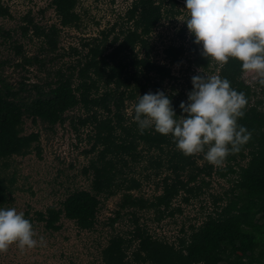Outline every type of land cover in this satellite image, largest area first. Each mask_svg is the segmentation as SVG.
Returning <instances> with one entry per match:
<instances>
[{
  "label": "trees",
  "instance_id": "obj_1",
  "mask_svg": "<svg viewBox=\"0 0 264 264\" xmlns=\"http://www.w3.org/2000/svg\"><path fill=\"white\" fill-rule=\"evenodd\" d=\"M78 1L49 0L58 25L43 28L27 16L29 25L22 27L23 33L31 31L41 40V51L55 53L61 28L78 27ZM168 3L172 8L178 5L177 0ZM163 14L161 0H134L125 14L126 25L110 42V32L102 31V38L82 44L84 55L70 48L77 60L65 69L53 70L46 88L32 86L34 96L25 98L23 87L15 88L0 78V207L9 203L14 190V176L8 174L9 160L32 151L41 155L40 135L24 134V119L52 128L64 122L67 111L78 107L84 113L78 123L93 131L91 152L95 155L84 169L91 175L90 189L73 191L58 206L34 212L35 221L42 223L45 230L59 231L62 219L72 221L79 230H92L102 200L122 192L115 220L120 211L132 209L131 228L126 234L109 238L101 251L103 264H264V107L262 100L252 102L257 93L264 96V86L258 80L253 86L245 83L241 62L236 58L219 63L204 57L194 35L187 47L165 49L170 65L186 56L189 70L199 69L184 75L187 92L193 87L191 77L201 71L226 77L231 87L246 96L244 116L238 118V124L244 125L251 137L240 151L226 157L222 168L214 169L213 164L199 166L194 154L185 155L176 147L171 134H161L153 128L141 132L133 119L139 95L149 91L162 90L170 98L177 118L182 116L181 101H187L188 93L183 90L164 91L165 81L177 78L170 65L150 57L149 36ZM3 16H9V12L0 7V17ZM113 30L114 27L110 31ZM14 50L21 54V46H14ZM23 63L42 67L44 60L39 56L23 57ZM127 102L133 104L131 116L125 112ZM142 161L150 168L167 172L159 185L161 192L150 199L134 194L141 182L133 173ZM212 173L235 179L224 196L215 197L217 208L213 213L198 227H191L183 238L168 242L154 237L140 224L137 211L152 210L157 222L181 213L180 207H173V201L181 196L183 203H189L201 191L197 185L200 176L210 177ZM200 184L208 182L202 178Z\"/></svg>",
  "mask_w": 264,
  "mask_h": 264
},
{
  "label": "rangeland",
  "instance_id": "obj_2",
  "mask_svg": "<svg viewBox=\"0 0 264 264\" xmlns=\"http://www.w3.org/2000/svg\"><path fill=\"white\" fill-rule=\"evenodd\" d=\"M133 1L79 0L76 6L80 18L78 27L61 28L57 50L53 54H46L40 49L41 40L34 37L31 31L24 34L22 27L29 25L25 19L27 16L43 28L52 24L58 25V17L49 0H0V7L9 12V16L0 17V78L15 88L23 87L26 92L22 96L25 98L34 96L32 86L46 88L53 70L65 69L69 63L77 60V55L70 48L77 49L79 56L84 55L86 49L82 44L92 38H102V31L110 32L107 39L110 42L113 35L126 25L125 14ZM161 1L164 14L149 36L150 57L157 63L170 65L165 57V49L179 45L187 47L193 34L187 28L189 13L184 0H177L178 5L174 8L168 0ZM113 27L114 30L110 31ZM16 45L21 46L20 55L15 53ZM33 56L43 59L44 65L39 67L37 64L23 63V57ZM170 66L177 80L165 81L164 91L177 93L183 90L186 93L184 75L199 72V69L189 70L186 56H181ZM212 66H215L214 62ZM217 71L216 69L215 73ZM242 79L250 86L257 81L253 73L244 72ZM258 99L263 101L264 107V96L260 93H257L252 102ZM126 106L125 112L127 116H131L133 104L127 102ZM64 116V122L52 128L40 121L32 123L30 119H24V134L38 132L42 151L40 156L32 151L27 156L12 157L9 160L8 174L14 176L15 184L11 199L4 207H13L24 213L33 226L38 244L23 251L15 244L11 245L6 252L0 253V264H103L101 251L109 238L115 234H126L131 228L132 209L120 211V217L115 220L122 192L102 200L92 230H79L72 221L62 219L60 230L51 232L45 230L42 223L35 221L34 212L44 211L51 205L58 206L73 191L90 189L91 175L85 173L84 169L95 155L91 152L94 143L93 131L90 126H81L78 123V119L84 116L80 108H73ZM194 156L199 166L211 164L205 159L203 152L195 153ZM213 166L214 169L223 167ZM156 172L160 173L155 175ZM166 174L163 169L157 171L148 167L146 161H142L133 173L141 182L140 189L134 194L148 199L159 194V185ZM202 178L208 182L207 185L200 184ZM234 179L232 175L226 178H220L214 173L210 177L201 175L197 181L201 191L197 196L189 203H183L181 196L173 201V207H180L181 213L160 222L155 221L152 210L137 211L136 215L140 224L151 235L168 242H176L189 233L191 227H198L213 213L217 208L214 204L215 197L224 196ZM221 204L218 203L219 206Z\"/></svg>",
  "mask_w": 264,
  "mask_h": 264
},
{
  "label": "clouds",
  "instance_id": "obj_3",
  "mask_svg": "<svg viewBox=\"0 0 264 264\" xmlns=\"http://www.w3.org/2000/svg\"><path fill=\"white\" fill-rule=\"evenodd\" d=\"M184 2L189 13L187 28L194 42L202 46V55L219 63L236 58L242 71L253 73L264 86V0ZM191 83L187 101L180 103V118L170 98L157 90L139 95L133 119L141 132L153 128L171 134L185 155L203 152L209 163L221 165L251 137V132L238 124V118L244 116L246 96L219 75L200 71L191 77ZM13 244L23 251L37 246L38 240L23 212L0 207V253Z\"/></svg>",
  "mask_w": 264,
  "mask_h": 264
}]
</instances>
